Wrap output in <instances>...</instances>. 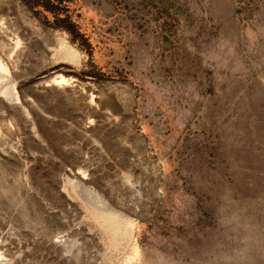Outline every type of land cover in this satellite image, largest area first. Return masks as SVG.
Returning a JSON list of instances; mask_svg holds the SVG:
<instances>
[{"label":"rangeland","instance_id":"374dc122","mask_svg":"<svg viewBox=\"0 0 264 264\" xmlns=\"http://www.w3.org/2000/svg\"><path fill=\"white\" fill-rule=\"evenodd\" d=\"M0 59L1 264H264V0H0Z\"/></svg>","mask_w":264,"mask_h":264},{"label":"bare ground","instance_id":"6f19581e","mask_svg":"<svg viewBox=\"0 0 264 264\" xmlns=\"http://www.w3.org/2000/svg\"><path fill=\"white\" fill-rule=\"evenodd\" d=\"M18 5H22L23 6V4H18ZM25 7V6H24ZM20 8H21V6H20ZM22 9V8H21ZM25 9V8H24ZM8 21V20H7ZM5 24H8V22H5ZM9 25V24H8ZM7 26V25H6ZM4 29H6V27L4 28ZM7 29H9V26H7ZM41 29V28H40ZM39 29V30H40ZM43 29V28H42ZM11 30V29H10ZM47 32V31H46ZM39 33V32H38ZM51 35V34H50ZM48 36V35H47ZM47 36H46V38H47ZM12 39V38H11ZM52 39V38H51ZM9 41V40H8ZM7 41V42H8ZM12 40H10V42H11ZM6 42V43H7ZM8 44V43H7ZM62 45V44H61ZM11 47V46H10ZM62 48V47H61ZM8 50V49H7ZM65 50H66V52L65 51H63V52H65V54L67 55V57L70 59V60H76L77 59V54H76V52L75 51H73V50H71L70 48H68V49H66L65 48ZM62 51V50H61ZM62 53V52H61ZM63 55H64V53H63ZM3 61H1V59H0V70H3V69H5L4 67V63H2ZM76 62H77V60H76ZM5 71V70H4ZM1 78V77H0ZM56 81V80H55ZM65 78L64 77H62V76H60L59 77V79H57V83L59 82V83H65ZM53 82H54V80H53ZM55 82V83H56ZM1 84V83H0ZM52 84H54V83H52ZM14 86V85H13ZM8 87H9V85H8ZM22 91V90H21ZM21 93H24V92H21ZM25 101H27L26 99H24L22 96H20V95H18L15 91H14V88H5V89H2V90H0V109L1 108H5V107H7V106H5V107H2V106H4L5 104H7V105H12V106H14L15 107V109H16V114H17V120H18V124H19V126H20V128H21V130H22V132L23 131H25L26 130V127L28 126L27 125V118H26V116H25V114H24V112L22 111V104H24L25 103ZM6 109V108H5ZM0 130H1V128H0ZM28 130V129H27ZM28 132V131H27ZM33 136V135H32ZM32 138V137H31ZM34 138V137H33ZM32 140V139H31ZM132 165V164H131ZM132 167V166H131ZM146 169V168H145ZM148 170H150L149 171V174H152V176L155 174L154 173V171L153 170H151V169H149L148 168ZM130 171V170H129ZM141 172V171H140ZM140 172H138V173H140ZM136 173V172H135ZM128 173H126V175H127ZM141 174H142V172H141ZM143 174H144V171H143ZM147 173H145V175H146ZM135 175V174H134ZM139 175V174H138ZM148 177V176H147ZM146 177V178H147ZM132 178H134L133 176H132ZM138 178H139V176H138ZM144 178H145V176H144ZM145 178V179H146ZM149 179V178H148ZM137 180V179H136ZM147 180V179H146ZM138 181V180H137ZM119 182H121V181H119ZM123 182H127V184L129 183V180H128V178L126 177V181H123ZM133 182H136V181H134V179H133ZM132 182V183H133ZM147 182V181H146ZM152 182V181H151ZM137 183H139V182H137ZM145 182H143V184H144ZM74 184V183H73ZM76 184V183H75ZM154 184V183H153ZM78 184H76V186H77ZM80 185V184H79ZM122 185V184H121ZM132 184H130V186H131ZM139 185H141V184H139ZM75 186V185H74ZM73 186V187H74ZM129 186V185H128ZM134 186V185H133ZM136 186H137V184H136ZM78 187V186H77ZM124 188V187H123ZM126 188V187H125ZM137 189L139 188V187H136ZM146 188V187H145ZM117 189H120V188H117ZM122 189V188H121ZM140 189V188H139ZM138 189V190H139ZM150 189V188H149ZM65 190V189H64ZM123 190H127V189H123ZM129 190H131V189H128V191H127V193L129 192ZM133 190V189H132ZM122 191V190H121ZM134 191V190H133ZM144 191H146V190H144ZM94 193H95V191H93ZM92 192V193H93ZM131 192V191H130ZM129 192V193H130ZM141 192H142V188H141ZM140 192V193H141ZM93 193V194H94ZM96 193H98V192H96ZM95 193V194H96ZM118 193H120L119 191H118ZM117 193V194H118ZM126 193V192H125ZM133 193V192H132ZM135 193V192H134ZM94 194V195H95ZM121 194V193H120ZM119 194V195H120ZM97 196H99V194H96ZM123 195V194H122ZM121 195V196H122ZM127 194H125V196H126ZM97 196H95V198L97 197ZM128 196V195H127ZM131 196V195H130ZM102 196H101V194H100V196L98 197V206H100V207H102V204L106 207V208H99V207H96V206H94L93 207V218L96 220V221H98L99 222V224L100 225H102V226H104V225H107L108 227H113V231H112V233L114 234V235H117L118 233H120L121 232V230L123 229V227H125V226H128L129 225V223L128 222H126V223H124V225L122 226V228H121V226L119 225V223H118V220H119V218H120V216H122V210L124 211V209L125 210H128V209H131V206L133 205V204H131V206H130V204L128 205H125L124 206V204L122 205V206H120L119 204H118V201L116 202V201H112V200H110V198H109V196H107L108 197V199L106 200V199H102L101 198ZM106 197V196H105ZM113 197V196H112ZM117 197V196H116ZM115 197V195H114V198L117 200V198ZM136 197V196H135ZM123 198V197H122ZM130 199H131V197H129ZM133 198V197H132ZM101 199V202H102V204L101 205H99V200ZM137 199V198H136ZM97 200V199H96ZM134 200V199H133ZM128 201V200H127ZM130 202V201H129ZM135 202V201H134ZM151 202V201H150ZM128 203V202H127ZM95 204V203H94ZM86 205H88V204H86ZM93 205V204H92ZM92 205H90V206H92ZM146 205V204H145ZM148 205H149V203H148ZM89 206V205H88ZM138 207V206H137ZM126 208H128V209H126ZM147 208H148V206H147ZM137 209V208H136ZM144 210H145V208H143ZM132 210L133 211H135V206H134V209L132 208ZM146 211V210H145ZM97 222V223H98ZM101 226V227H102ZM63 236V235H62ZM64 238V237H63ZM63 241V243H64V239H62V237H58L56 240H54V243H56V244H58V243H60V244H62L61 242ZM64 248V247H63ZM68 249V248H67ZM69 252V251H68ZM1 256H0V261H1ZM0 264H1V262H0Z\"/></svg>","mask_w":264,"mask_h":264}]
</instances>
